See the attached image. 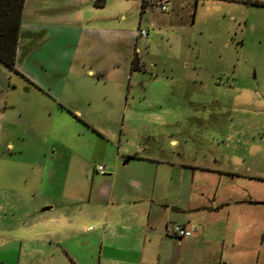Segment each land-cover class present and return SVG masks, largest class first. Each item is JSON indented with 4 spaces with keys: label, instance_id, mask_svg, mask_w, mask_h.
I'll return each mask as SVG.
<instances>
[{
    "label": "rangeland",
    "instance_id": "374dc122",
    "mask_svg": "<svg viewBox=\"0 0 264 264\" xmlns=\"http://www.w3.org/2000/svg\"><path fill=\"white\" fill-rule=\"evenodd\" d=\"M254 2L264 4L168 0L165 10L141 13L140 0L30 1L37 30L97 33L82 35V49L72 48L68 31L38 34L23 63L37 83L0 62V264L129 260L100 257L101 226L85 198L93 168L124 150L179 160L186 171L241 172L233 183L259 203L250 207L247 247L227 245L211 262L264 260V5ZM88 10L97 23L76 18ZM140 28L146 36L136 38ZM56 92L79 96L71 105L82 116L51 111L31 94Z\"/></svg>",
    "mask_w": 264,
    "mask_h": 264
},
{
    "label": "crops",
    "instance_id": "0c3cea01",
    "mask_svg": "<svg viewBox=\"0 0 264 264\" xmlns=\"http://www.w3.org/2000/svg\"><path fill=\"white\" fill-rule=\"evenodd\" d=\"M30 1H24L22 10L15 69L25 79L37 83L23 69V63L29 58L31 49L37 46L32 48L38 34L45 33L53 39L68 31L67 36L74 42L72 48L80 45L82 49L86 41L82 35L95 36L97 28H89V33L83 34L74 28H54L53 25L37 30L36 23L31 21L32 11H27ZM91 13L94 12L79 11L76 18L94 24L96 17ZM53 65L55 71L62 72L61 62ZM31 94L44 101L51 111L73 109L76 118L82 116L72 106L79 96L73 94L70 98L62 92ZM15 106L9 104L5 108L13 109ZM15 122L21 123L18 120ZM6 146L14 147L10 140H7ZM18 147H21L20 144ZM104 166V173L97 172L96 166L93 168L85 193L90 205L87 213L92 223L101 226L97 246L100 257L112 255L122 258V254L129 253L132 257L123 264H213L211 258L217 252L222 258L223 248L227 245L241 253L243 250L240 248L246 250L250 207L259 208V203L249 197L239 181L233 183V178L243 177L241 172L195 165L186 171L188 167L179 160L166 156L154 158L132 153V150L117 151ZM143 169L145 173L141 174ZM227 175L229 183L226 181L224 184L223 179ZM52 206H43L42 209ZM170 223L182 224L191 231L190 235L179 238L169 234L167 227ZM85 245L81 243L80 247ZM219 246L222 251H218ZM62 249L68 252L69 247ZM262 263L264 260L252 264Z\"/></svg>",
    "mask_w": 264,
    "mask_h": 264
},
{
    "label": "trees",
    "instance_id": "16d2710c",
    "mask_svg": "<svg viewBox=\"0 0 264 264\" xmlns=\"http://www.w3.org/2000/svg\"><path fill=\"white\" fill-rule=\"evenodd\" d=\"M24 1L0 0V62L10 70L15 71L16 46ZM140 1V12L143 13L145 11V2L144 0ZM254 3L264 5L260 2ZM135 67V58H133L131 60V68Z\"/></svg>",
    "mask_w": 264,
    "mask_h": 264
},
{
    "label": "built area",
    "instance_id": "2783aa9c",
    "mask_svg": "<svg viewBox=\"0 0 264 264\" xmlns=\"http://www.w3.org/2000/svg\"><path fill=\"white\" fill-rule=\"evenodd\" d=\"M167 1L168 0H144L145 2V9L148 6H158L160 10H165L167 8ZM147 31L145 29H138L134 36L137 37H145ZM96 171L99 173H104L106 171V167L102 164L96 165L95 167ZM169 234L175 236V237H184L190 235L191 231L189 229H186L182 224L180 223H170V225L167 227Z\"/></svg>",
    "mask_w": 264,
    "mask_h": 264
}]
</instances>
